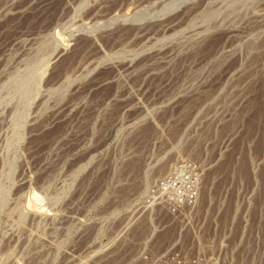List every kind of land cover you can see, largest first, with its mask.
<instances>
[{
	"label": "rangeland",
	"instance_id": "rangeland-1",
	"mask_svg": "<svg viewBox=\"0 0 264 264\" xmlns=\"http://www.w3.org/2000/svg\"><path fill=\"white\" fill-rule=\"evenodd\" d=\"M0 264H264V0H0Z\"/></svg>",
	"mask_w": 264,
	"mask_h": 264
},
{
	"label": "bare ground",
	"instance_id": "bare-ground-1",
	"mask_svg": "<svg viewBox=\"0 0 264 264\" xmlns=\"http://www.w3.org/2000/svg\"><path fill=\"white\" fill-rule=\"evenodd\" d=\"M34 195H36V194H34ZM34 195H33V199L37 201L38 198H37V196H34ZM34 203H35V202H34ZM33 205H34V204H32V202H29V203H28V207H29L30 209H32L33 211H35V207H33ZM34 206H35V205H34Z\"/></svg>",
	"mask_w": 264,
	"mask_h": 264
},
{
	"label": "built area",
	"instance_id": "built-area-1",
	"mask_svg": "<svg viewBox=\"0 0 264 264\" xmlns=\"http://www.w3.org/2000/svg\"><path fill=\"white\" fill-rule=\"evenodd\" d=\"M189 195H190V194H189ZM189 195H187V196H186V198H189V197H191V196H189Z\"/></svg>",
	"mask_w": 264,
	"mask_h": 264
}]
</instances>
